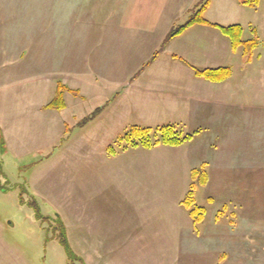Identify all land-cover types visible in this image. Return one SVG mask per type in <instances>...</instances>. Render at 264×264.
I'll return each mask as SVG.
<instances>
[{
	"label": "rangeland",
	"instance_id": "1",
	"mask_svg": "<svg viewBox=\"0 0 264 264\" xmlns=\"http://www.w3.org/2000/svg\"><path fill=\"white\" fill-rule=\"evenodd\" d=\"M204 2L150 0L153 17L144 22L134 0H0V264H239L237 240H255L242 244L246 262L264 264V175L259 186L249 181L260 198L224 196L231 206L219 208L220 232L207 240L181 204L191 178L175 147L122 140L134 126L153 134L174 125L184 134L181 110L171 114L165 102L157 108L156 99L145 100L168 92L148 93L151 79L142 73L196 53L189 48L201 25L166 37ZM202 17L239 25L242 41L257 39L255 55L264 47V0H209ZM221 36L227 47L219 44V67L237 79L243 48L232 50ZM193 61V73L203 70L197 65L206 59ZM117 71L138 75L136 84L112 91L107 78ZM58 91L64 107L46 108ZM112 108L125 113L122 126L99 121ZM203 187L194 202L206 212ZM234 198L244 208H233ZM57 219L76 259L58 240Z\"/></svg>",
	"mask_w": 264,
	"mask_h": 264
},
{
	"label": "crops",
	"instance_id": "2",
	"mask_svg": "<svg viewBox=\"0 0 264 264\" xmlns=\"http://www.w3.org/2000/svg\"><path fill=\"white\" fill-rule=\"evenodd\" d=\"M134 1L137 4L135 13L137 20L146 22L153 17L149 8L150 0ZM201 27L200 34L196 35L189 48L190 51L197 50L196 53H188V57L179 53L177 56L181 58L180 60L163 62L165 70L159 68L149 70V68L147 72L143 71L142 75L147 74L151 79L148 93L153 92L154 88L169 93L160 96L150 94V97H145L146 101L156 99L157 103L154 106L157 108L159 103L165 102L166 109L171 114H175L176 110L183 112V114L179 113V122H185V127H181L184 134L190 135L191 139L172 151L179 154L178 159L180 157L182 170L189 177L192 170L201 166H204L207 172L203 198H206L210 210L206 209L203 221L198 224L202 228L200 233L197 231V236L206 235L209 237L207 240H210L220 232V227L217 226L220 222L216 218L217 211L220 207L229 209L230 198L227 197L233 196L231 192H234L236 197L260 198L258 191L256 195H252L249 181H256L259 186L264 175V153L262 152L264 148V47H261L256 55L254 51L251 53L239 78H232L231 73V77L223 82H210L197 77L189 66L194 63L193 59L196 60L195 65L206 59L203 63L205 65L197 66L203 69L223 68L219 67L218 63V57L221 54L219 44L222 43L223 47H227V42L221 36L219 29L217 31V28L213 29L214 27L205 25ZM228 45L230 47L229 40ZM48 47H51V44H48L47 48L43 45V48L49 52ZM155 62L156 60L150 66H153ZM44 65V63L39 64L40 67ZM117 74L118 71L111 72L107 78L112 82L111 90L114 92L118 89H131L138 80L134 81L138 75L125 79L124 76L118 77ZM124 117L123 111L112 108L101 111L98 119L101 123L105 122L106 126L113 128L122 126ZM221 197L227 199L220 201L218 198ZM234 202L233 208L237 205L244 208V201L237 202L234 198ZM257 209L256 212H260V208ZM248 212H250L249 209L247 213L245 212L246 215L249 214ZM256 219L260 220L261 215L256 216ZM227 241L229 240H224V243ZM237 241L234 243L240 244L239 264H248L246 262L248 248H243L242 244L250 247L255 244V240ZM262 258L264 260L262 254L258 256V260L261 259L260 262Z\"/></svg>",
	"mask_w": 264,
	"mask_h": 264
},
{
	"label": "trees",
	"instance_id": "3",
	"mask_svg": "<svg viewBox=\"0 0 264 264\" xmlns=\"http://www.w3.org/2000/svg\"><path fill=\"white\" fill-rule=\"evenodd\" d=\"M241 5H251L257 0H239ZM209 0H205L202 5H200L199 9H197L193 14L190 15L188 20L181 26L172 29L167 37L166 40L172 39L175 36L181 34L183 31H185L187 28L193 26V25H205V26H211L214 28L219 29V31L228 38L230 42V47L232 50H236L238 47L243 48L244 56L246 57V60L250 57L251 53L257 48L258 41L256 38L242 41L241 40V33L242 29L239 25H233L228 27L219 26L216 24H211L208 21H206L202 14L205 11ZM194 74L197 77L203 78L207 81L214 82V83H220L225 80H227L230 75V69L227 67L223 68H217V69H203V70H197L194 69ZM64 107V102L61 97V92H57L55 98L46 105V108L49 109H55L59 110ZM191 139L190 135L183 134L180 130H177V128L174 125H164L159 128H157L153 134L149 128H141L134 126L128 134L124 136L122 140H124L127 144H129L132 147L135 146H141L143 148H151L153 146L162 144L169 147H178L185 142L189 141ZM191 182L189 185V189L182 200L181 204L185 209L188 210L189 216L192 219L193 225L196 227V225L200 224L204 217H205V209L203 207H200L195 204L194 202V191L197 187H203L207 183V172L204 169V166H201L200 168L194 169L191 171ZM58 226L60 230L59 238L58 240H62L61 242L65 245L67 248V252L70 256H73L75 258V255L71 252L70 247L67 245V243L64 240L66 239L65 236V230L64 227L59 219ZM76 259V258H75Z\"/></svg>",
	"mask_w": 264,
	"mask_h": 264
}]
</instances>
